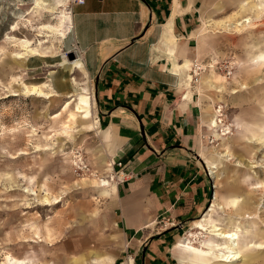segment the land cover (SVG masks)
Listing matches in <instances>:
<instances>
[{
	"label": "rangeland",
	"instance_id": "obj_1",
	"mask_svg": "<svg viewBox=\"0 0 264 264\" xmlns=\"http://www.w3.org/2000/svg\"><path fill=\"white\" fill-rule=\"evenodd\" d=\"M221 1H206L202 12L210 21L202 37L213 36L216 45L202 65L218 63L204 69L203 74H209L205 83L217 81L221 91L217 93L214 85L206 92L209 97H204L214 107L213 113L222 108L223 115L218 128L221 139L211 134L206 152L212 154L217 147L226 152V143L232 156L221 158L217 176H210L214 183L211 202L217 192L225 210H216L209 218L226 230L239 229L244 260L236 264H264V249L259 247H264V193L259 189L264 166L255 168L264 148L259 149L254 136L260 131L252 121V112L264 106V60L248 59L252 54L264 56V0H245L244 4L234 0L237 5L217 7ZM72 4V0H0V264H11V260L62 264L86 257L83 245L67 243L60 249L67 241L110 251L107 230L115 213L113 195H102L98 182L114 172L108 171L99 152L93 92L81 87L76 78L70 79L74 89L61 80L63 71L73 74L79 69L72 65L61 40L69 27ZM245 17H253V25L241 31H226L227 24L219 25ZM53 57L57 63L45 64ZM226 67L233 68V77L226 78ZM246 70L259 72L249 75ZM256 78L260 81L255 82ZM75 80L79 86L73 85ZM34 88L42 93L30 94ZM82 89L91 105L83 108L84 113L78 108ZM260 113L264 120L262 109ZM83 115L90 116L88 122ZM46 194L50 205L44 201ZM192 227L193 223L183 238L199 250L214 239ZM40 240L44 243L36 244Z\"/></svg>",
	"mask_w": 264,
	"mask_h": 264
},
{
	"label": "crops",
	"instance_id": "obj_2",
	"mask_svg": "<svg viewBox=\"0 0 264 264\" xmlns=\"http://www.w3.org/2000/svg\"><path fill=\"white\" fill-rule=\"evenodd\" d=\"M206 1L84 0L70 7L69 27L61 40L73 56L72 65L79 69L73 74L63 71L61 80L74 89L70 79L76 78L81 87L92 90L99 152L108 171L118 170L114 163L124 164V178L98 182L102 195H113L115 213L107 230L110 251H94L85 243L67 241L60 249L67 243L78 244L91 255L86 252V257H73L62 264L203 261L199 253L189 250L190 241L183 235L191 223L203 217L213 195L208 174L213 156L206 150L216 112L204 96L216 86L221 93L220 83H205L209 74H203L199 87H192L190 73L195 62L206 70L217 63L202 65L216 47L213 36L202 37L210 22L202 16ZM233 1H221L217 7L237 5ZM224 22L228 23L223 20L219 25L225 26ZM56 58L45 64L57 63ZM252 72L259 71H247ZM82 91L78 108L84 113L83 108L91 105L86 90ZM259 109L263 110L260 106L252 112V121L260 131L254 137L262 149L264 124L259 121ZM82 118L88 122L90 116ZM48 197L46 194L44 201L50 205ZM69 252L75 255L72 249ZM16 263L37 264L11 260Z\"/></svg>",
	"mask_w": 264,
	"mask_h": 264
},
{
	"label": "bare ground",
	"instance_id": "obj_3",
	"mask_svg": "<svg viewBox=\"0 0 264 264\" xmlns=\"http://www.w3.org/2000/svg\"><path fill=\"white\" fill-rule=\"evenodd\" d=\"M239 1H242L241 4H244V2H245V0H239ZM253 21H254L253 17L240 18L237 23H227V27L229 28L228 30H230V31H232L233 29H235L237 31H241L243 28L244 29L250 28V26L253 25L252 24ZM224 24H225V22H224ZM248 59L250 61L260 63L262 60H264V56L252 54L249 56ZM217 64L218 63H215V65H210V68L211 69L215 68V66ZM254 72H257V70ZM263 79H264V77L262 78V81H263ZM257 81H260V78H258L256 80V82ZM73 84L76 85V82L73 81ZM211 87H212V85H211ZM243 89H245V87ZM238 92L239 91H235L234 93L236 94ZM38 93H42V92H40V90H38L37 88H34L30 92V94H38ZM81 103L83 105H85L86 102H85L84 98H82ZM260 106H261V108H263V111H264V106L262 104H260L259 107ZM221 109L222 108H219L218 110H216V113H215L216 118L212 119L211 125H210V127H212V130H213L212 135L215 138H217L218 140L221 139V135L218 133V128H220L223 124V120L220 118V117H223V115H221ZM259 121L262 124H264V120H262L261 118H259ZM209 130L212 131L211 128ZM223 132H224V130H223ZM263 147H264V145H263ZM211 156H213V157H210V158H212L211 162H213V163H211L210 167H208V171L210 173V176L214 179V176L216 177L218 174L217 162L221 158L223 159V158H228V157L232 156V154L230 153L229 150H227V147H226V152L219 150V148L217 147V149L214 150V152L211 154ZM208 163H210V162H208ZM238 164H243V163L238 162ZM263 166H264V156L262 157V160L256 164L255 168H262ZM111 180L114 182L115 177L111 176ZM100 181H101V183H103V185L108 184V182H105L104 180H100ZM259 184H260L259 189L263 194L264 193V181L259 183ZM31 195L37 196V193L32 192ZM212 201H213L212 205L210 206L207 214L202 219L195 221L193 223L192 228L196 229L197 231L208 233V235H210L214 239L210 240L207 244H205V247H202L203 249H201V250L196 248L193 244L189 243V250L199 253V257L203 260L201 262V264H209L212 260H216L218 264H236L237 262H243L244 257L241 255L242 252L240 253V244H239L240 236L238 233L239 229L237 231L226 230L223 227H220V225H218L216 222L210 220L211 213L215 212L216 210H225V205L221 206L220 196L217 192H215ZM233 202L235 203V201H233ZM246 214H247V212L240 213L239 216H245ZM196 242H197V240H196ZM250 246H252V245L250 244ZM252 247H254V246H252ZM259 247H260V249H264L263 246H259Z\"/></svg>",
	"mask_w": 264,
	"mask_h": 264
},
{
	"label": "built area",
	"instance_id": "obj_4",
	"mask_svg": "<svg viewBox=\"0 0 264 264\" xmlns=\"http://www.w3.org/2000/svg\"><path fill=\"white\" fill-rule=\"evenodd\" d=\"M84 0H73V4H83ZM225 72H226V78L228 77H233L234 72H233V68L231 67H226L225 68ZM204 72L203 66H201V64L198 63H193L192 65V69L190 71V73L193 76V81H192V87L194 85V87H199L200 83H201V78H202V74ZM83 162H81L82 164ZM114 168H118L117 171L114 170V177L116 178L117 182H119L121 179H123L124 177L121 178V171L124 169V164L122 162L119 163H114L113 164ZM209 177H210V173L208 171ZM211 178V177H210ZM212 180V178H211ZM212 189L214 192V183L212 184Z\"/></svg>",
	"mask_w": 264,
	"mask_h": 264
},
{
	"label": "water",
	"instance_id": "obj_5",
	"mask_svg": "<svg viewBox=\"0 0 264 264\" xmlns=\"http://www.w3.org/2000/svg\"><path fill=\"white\" fill-rule=\"evenodd\" d=\"M70 59L72 60L73 59V56H70Z\"/></svg>",
	"mask_w": 264,
	"mask_h": 264
},
{
	"label": "trees",
	"instance_id": "obj_6",
	"mask_svg": "<svg viewBox=\"0 0 264 264\" xmlns=\"http://www.w3.org/2000/svg\"><path fill=\"white\" fill-rule=\"evenodd\" d=\"M12 26V25H11Z\"/></svg>",
	"mask_w": 264,
	"mask_h": 264
}]
</instances>
